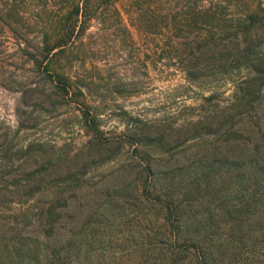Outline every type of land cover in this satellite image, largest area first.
I'll list each match as a JSON object with an SVG mask.
<instances>
[{
    "label": "rangeland",
    "instance_id": "374dc122",
    "mask_svg": "<svg viewBox=\"0 0 264 264\" xmlns=\"http://www.w3.org/2000/svg\"><path fill=\"white\" fill-rule=\"evenodd\" d=\"M70 1L58 0L57 6L66 9ZM24 3L31 16L37 19L40 14L37 23L22 20L17 24L11 19L13 24L0 27V192L4 193L0 208L6 219L48 204L46 188H52L51 179L74 172L75 188L58 184V206H65L66 214V205H80L85 213L100 209L98 222L104 219L109 225L102 232L103 239L114 245L110 253L120 256L117 248L121 240H151L143 225L151 229L156 212L160 213L149 196L138 199L144 178L139 189L132 183L139 179L135 163L144 153L157 171L165 173L186 165V173H181L188 177L192 169L187 167L201 156L196 152L223 149L230 154V143H249L247 130L264 140V90L252 104L255 111L232 107L248 74L243 68L221 72L217 67L231 61L229 54L236 52L242 40V35L236 38L234 27L245 11L258 12L260 22L251 30V42L259 40L257 51L264 52V11L259 8V3L264 7V0H119L115 5L112 0H90L89 11L104 24L88 28L54 62L74 89L67 96L28 63L26 52L13 36L26 34L34 43L56 11L39 13L36 4L47 0ZM190 47L193 50L189 51ZM169 51L172 59L167 58ZM187 62L208 63L213 72L190 84L181 70ZM229 110L246 112L226 124L237 130L236 135H204L200 121L208 119L214 125L220 114ZM87 112L95 116L100 131L97 137L87 126ZM143 125L150 128L143 130ZM134 129H142L144 134L159 131L171 141L162 151L139 148L123 138ZM97 138L110 143L94 147L91 143ZM103 157L108 158L104 161ZM34 172L37 175L33 177L42 183L34 185L36 195L27 199L21 195L31 188L30 174ZM130 182L124 193L125 207L117 193ZM105 209H115L117 214L107 217ZM69 215L74 217L75 210Z\"/></svg>",
    "mask_w": 264,
    "mask_h": 264
},
{
    "label": "trees",
    "instance_id": "16d2710c",
    "mask_svg": "<svg viewBox=\"0 0 264 264\" xmlns=\"http://www.w3.org/2000/svg\"><path fill=\"white\" fill-rule=\"evenodd\" d=\"M29 1L35 3L38 0ZM57 1L47 0L45 4H36L39 13L50 14L56 11L57 15L48 19L46 29L37 33L34 43H31L26 34L17 33L13 36L18 47L26 52L28 63L49 78L60 94L67 96L74 89L70 79L57 71L54 62L88 28H98L99 24L104 23L89 11L90 0H71L66 9L59 8ZM24 2L25 0H0V27L13 24L11 19L15 23L22 20L37 23L40 14L37 19L34 15L31 16ZM118 2L119 0H112L114 5ZM259 8L264 11L261 3ZM258 22L260 19L256 10L245 11V15H242L234 27L236 38L242 35L236 52L229 54L232 59L228 64L217 66L221 68V72L241 68L246 70L248 75L241 83L232 107H246L251 112L256 110L252 109V104L257 102L264 90V52L257 51L259 40L255 44L251 42V30ZM166 48L172 49L167 45ZM185 48L186 46L183 49ZM191 50L192 47L189 51ZM167 58H173L170 51ZM208 65L210 64L185 63L181 70L186 82L194 84L202 74H212L213 70ZM245 114L246 112L241 114V111L223 112L218 117L219 123L214 125L208 119H203L200 123L203 125L204 135H236L237 130L227 128L226 124L235 115ZM85 117L87 126L97 137L100 131L95 116L87 112ZM144 128L150 127L143 125V130ZM140 130L142 129L129 130L123 138L139 148L157 147L161 151L171 141L159 131L144 134ZM196 134L198 133H194ZM245 136L249 138V143H230V154L223 149V152L211 149L206 154L196 152L201 156L193 158V163L187 167L192 169V175L188 177L181 173H186V165H181L180 169L176 168L174 171L170 169L165 173L159 172L154 169L148 154L144 153L143 159L135 163V174L139 175V179H134L132 183L134 188L136 186L139 189V182L144 178V189L138 199L142 197L145 200L149 196L147 199L158 206L160 213L156 212L158 217L151 229L143 225L146 227V235L150 233L151 240L143 241L141 237L121 240L117 248L120 256L111 254L114 245L111 242L105 243L103 239L102 232L109 225L104 219L98 222V218L102 216L100 209L85 213V208L80 205L77 208L66 205V214L65 206H58L61 197L58 184L75 188L77 180L74 172L66 173L60 178L54 177L49 182L52 188H46L50 198L48 204L37 209L21 210L20 215L16 219L13 217V220L6 219L0 208V264H264V140L249 130L245 131ZM93 141L95 142L91 145L97 148L103 142L110 143L102 138ZM97 155L102 156V152ZM200 157L202 160L198 161ZM107 158L103 157L104 161ZM49 164L46 163L45 166ZM82 168L86 169V166ZM131 169L133 171V167ZM34 175L37 172L30 174L32 186L22 197L30 199L36 195L38 189H34V185L41 184L42 179H37ZM129 184L131 182L117 193L118 197L124 199L126 189L131 187ZM3 195L0 192V196ZM67 200L68 197L65 202ZM124 201L122 203L126 207L127 200ZM74 210L73 217L69 212ZM106 210L107 217L117 214L115 209ZM19 217L23 221H18ZM65 219L71 223H67ZM99 224L102 227H97ZM144 231H140L141 235Z\"/></svg>",
    "mask_w": 264,
    "mask_h": 264
}]
</instances>
